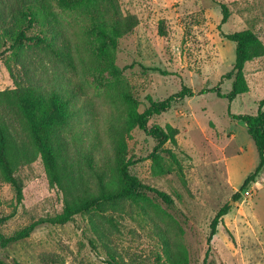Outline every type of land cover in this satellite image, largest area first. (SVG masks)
<instances>
[{
    "label": "rangeland",
    "instance_id": "374dc122",
    "mask_svg": "<svg viewBox=\"0 0 264 264\" xmlns=\"http://www.w3.org/2000/svg\"><path fill=\"white\" fill-rule=\"evenodd\" d=\"M117 2L124 16L139 21L131 34L119 40L115 65L123 70L122 79L140 102V111L149 107L147 96L163 101L185 86L196 93L151 120L152 125L178 129L177 146L165 148L181 159L186 184L174 173L154 174L151 155L156 141L137 128L127 138L131 172L145 185L169 195L172 204L144 191L78 215L64 226L40 225L30 238L6 248L0 245V263L203 264L210 225L219 210L229 205L230 213L218 228L206 264H264V172L235 202L234 195L259 165V153L247 125L233 118L257 114L264 99V57L246 65L249 92L233 102L226 96L235 79L222 82L236 63V44L226 34L251 30L264 43V0ZM220 4L230 10L224 25ZM53 8L61 35L53 36L50 27L40 23L28 36L42 33L56 41L71 66L52 61L30 43L19 52L39 93L54 91L68 102L71 114L63 135L87 195L93 198L100 193L91 163L105 174L107 190L117 192L123 181L107 134L115 114L108 99L111 91L105 87L111 76L98 60V43L84 32L83 21L56 4ZM11 27L0 0V51L14 41ZM10 68L23 71L13 51L0 61V92L16 88ZM216 87L225 97L214 91L200 94ZM16 174L23 186L22 203L17 204L10 184H0V219L10 218L0 232L8 238L39 221L56 218L65 207L64 194L51 186L40 156L24 161Z\"/></svg>",
    "mask_w": 264,
    "mask_h": 264
},
{
    "label": "trees",
    "instance_id": "16d2710c",
    "mask_svg": "<svg viewBox=\"0 0 264 264\" xmlns=\"http://www.w3.org/2000/svg\"><path fill=\"white\" fill-rule=\"evenodd\" d=\"M3 1L6 17L12 26L10 30L15 36L10 48L0 51V61L6 53L13 51L23 71L16 72L10 68L16 88L0 92V184H10L15 190L17 204L22 203L23 186L17 177V169L24 161L29 162L31 157L40 156L51 186L57 187L64 194L65 207L63 213L56 218L32 224L10 238L0 232V245L6 248L30 238L40 225L64 226L73 222L78 215L101 209L105 205L115 204L121 200L131 199L144 191L156 194L166 204H172L173 200L169 195L145 185L133 175L131 172L133 162L128 160L127 138L137 128L152 137L156 141L151 155L154 174L162 176L174 173L186 184L181 159L172 149L165 148L168 144L177 146L178 129L172 125L166 127L152 125L151 120L155 116L168 112L175 102L194 97L196 93L185 86L179 93L163 101H156L152 96H147L149 107L144 112L140 111V102L135 98L129 84L122 79L123 70L115 65L119 40L136 29L139 24L138 19L135 16H124L117 0H54V4L51 0ZM55 4L59 10L75 13L83 21L84 32L98 43L95 49L98 60L106 64L111 76L105 87L111 91L108 99L115 114L107 124V134L114 151L116 167L123 181V187L117 192L107 190L104 183L105 174L97 171L91 163L90 170L98 179L100 193L93 198L87 195L88 191L76 173L74 160L68 156L63 135L69 125L71 114L68 102L59 98L54 91L43 95L39 93L40 87L29 77L25 58L19 52V50L22 51L21 47L30 43L31 47L46 52L47 57L52 61H64L71 66L59 53L56 41H50L42 33L28 36V32L40 23L50 27L49 32L53 36L61 35V30L57 26V17L53 11ZM220 6L223 13L221 25H224L229 21L230 10L224 4ZM225 38L236 44V63L233 69L222 77V82L235 79L232 92L226 96L233 102L237 97L249 92L245 67L248 63L264 57V43L251 30L226 34ZM96 80L100 82L99 78ZM207 91H214L219 97H225L220 87L205 88L200 94ZM233 118L247 125L248 133L259 153V165L246 178L240 191L234 195V201L239 202L243 198V192L264 172V99L256 115H240ZM230 210L229 205L224 206L213 219L207 240L209 248L203 264H206L212 250L213 239ZM9 219L8 217L0 219V227ZM107 263L114 264L110 261Z\"/></svg>",
    "mask_w": 264,
    "mask_h": 264
},
{
    "label": "built area",
    "instance_id": "2783aa9c",
    "mask_svg": "<svg viewBox=\"0 0 264 264\" xmlns=\"http://www.w3.org/2000/svg\"><path fill=\"white\" fill-rule=\"evenodd\" d=\"M247 195L249 196V192H247Z\"/></svg>",
    "mask_w": 264,
    "mask_h": 264
}]
</instances>
